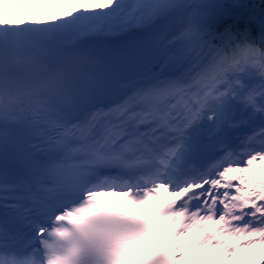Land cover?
I'll use <instances>...</instances> for the list:
<instances>
[{
    "label": "snow or ice",
    "instance_id": "snow-or-ice-1",
    "mask_svg": "<svg viewBox=\"0 0 264 264\" xmlns=\"http://www.w3.org/2000/svg\"><path fill=\"white\" fill-rule=\"evenodd\" d=\"M53 2L0 0V264H264V0Z\"/></svg>",
    "mask_w": 264,
    "mask_h": 264
},
{
    "label": "rangeland",
    "instance_id": "rangeland-1",
    "mask_svg": "<svg viewBox=\"0 0 264 264\" xmlns=\"http://www.w3.org/2000/svg\"><path fill=\"white\" fill-rule=\"evenodd\" d=\"M260 176H264V172H262V174ZM249 263L254 264V262H249Z\"/></svg>",
    "mask_w": 264,
    "mask_h": 264
}]
</instances>
